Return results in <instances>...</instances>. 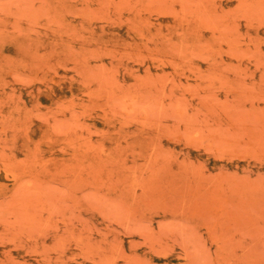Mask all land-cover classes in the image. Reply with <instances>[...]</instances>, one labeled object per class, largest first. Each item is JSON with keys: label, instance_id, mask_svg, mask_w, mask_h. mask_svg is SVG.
<instances>
[{"label": "rangeland", "instance_id": "rangeland-1", "mask_svg": "<svg viewBox=\"0 0 264 264\" xmlns=\"http://www.w3.org/2000/svg\"><path fill=\"white\" fill-rule=\"evenodd\" d=\"M0 264H264V0H0Z\"/></svg>", "mask_w": 264, "mask_h": 264}]
</instances>
